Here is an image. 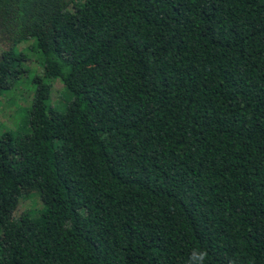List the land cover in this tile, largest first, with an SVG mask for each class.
I'll return each mask as SVG.
<instances>
[{
	"label": "trees",
	"instance_id": "1",
	"mask_svg": "<svg viewBox=\"0 0 264 264\" xmlns=\"http://www.w3.org/2000/svg\"><path fill=\"white\" fill-rule=\"evenodd\" d=\"M0 96V264H264V0H0Z\"/></svg>",
	"mask_w": 264,
	"mask_h": 264
},
{
	"label": "rangeland",
	"instance_id": "2",
	"mask_svg": "<svg viewBox=\"0 0 264 264\" xmlns=\"http://www.w3.org/2000/svg\"><path fill=\"white\" fill-rule=\"evenodd\" d=\"M28 64L30 68V70H25V74L24 77L21 78V84H23L24 86L21 89L25 90L27 89L26 84H28V78L32 72V70L34 69L35 72H39L40 71V67L37 65L36 62L34 61H28L26 62ZM33 68V69H32ZM53 96L54 99L58 96L59 93L62 92V85L60 82L55 81L53 84ZM23 94V93H22ZM25 102L23 99L17 100V105L14 107V105L12 104L11 99H8L6 96H0V132L5 131V130H16L18 128H21L22 125H24L23 121H22V117H21V113H22V108L25 106ZM31 202H35L36 203V194H31ZM30 200L26 201L25 203L19 202L17 209L21 210L24 206V204L29 205ZM35 200V201H32Z\"/></svg>",
	"mask_w": 264,
	"mask_h": 264
},
{
	"label": "clouds",
	"instance_id": "3",
	"mask_svg": "<svg viewBox=\"0 0 264 264\" xmlns=\"http://www.w3.org/2000/svg\"><path fill=\"white\" fill-rule=\"evenodd\" d=\"M206 252H200L199 253V257H200V259H201V261H203V259L206 257Z\"/></svg>",
	"mask_w": 264,
	"mask_h": 264
}]
</instances>
